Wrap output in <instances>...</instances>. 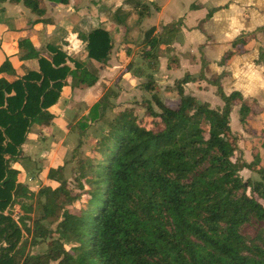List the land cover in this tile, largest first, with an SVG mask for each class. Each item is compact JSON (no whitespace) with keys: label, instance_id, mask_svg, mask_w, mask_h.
<instances>
[{"label":"trees","instance_id":"trees-1","mask_svg":"<svg viewBox=\"0 0 264 264\" xmlns=\"http://www.w3.org/2000/svg\"><path fill=\"white\" fill-rule=\"evenodd\" d=\"M25 3L33 13H42L35 1ZM174 26L162 39L146 38V56L170 42ZM78 37L86 43L82 70L59 48L47 46L41 50L44 56L25 39L19 43V59H34L37 68L11 83L0 78V264H264V237L246 240L240 233L251 219L264 222V167L244 161L235 139L229 141L232 107L239 105L238 120L246 130L257 104L238 92L226 95L218 79L208 82L223 106L212 109L184 94L183 86L196 78L185 75L175 82L174 103L153 93L156 85L149 78L142 87L153 93L144 103L150 127L129 109L119 112L107 123L93 155L78 163V193L68 187L65 165L48 170L55 188L35 192L17 180L12 165L33 124L53 118L50 111L68 78L72 87H91L110 59L114 44L108 32L97 29ZM245 42H233L236 53ZM259 59L264 60L263 51ZM67 62L74 63L73 75ZM1 73H14L8 59L0 65ZM116 96L107 90L89 113L103 119ZM243 170L259 180L243 181ZM82 198L79 210L69 209ZM35 205L40 213L33 218ZM15 206L21 212L13 219ZM42 221L56 223L58 238L45 253L29 254L28 246L50 234L38 230ZM24 234L31 236L30 242Z\"/></svg>","mask_w":264,"mask_h":264},{"label":"crops","instance_id":"crops-1","mask_svg":"<svg viewBox=\"0 0 264 264\" xmlns=\"http://www.w3.org/2000/svg\"><path fill=\"white\" fill-rule=\"evenodd\" d=\"M29 1L40 5V15L31 11L26 0L0 2V58L6 57L14 70L1 73L0 78L11 83L37 68L35 60L19 59L23 53L19 43L25 39L44 56L46 51L41 50L47 46L59 48L81 65L80 70L86 62V43L78 35L87 36L103 29L114 44L110 59L98 71L97 82L91 87H72L69 77L68 85L62 88L50 111L52 114L59 101L70 103L77 95L85 94L91 103H96L104 93H93L95 87L101 88L106 83L110 87L111 78H121L122 85L133 86L146 74L152 76L158 95L167 103H172V97L177 95L175 82L189 75L196 80L183 86L184 94L208 103L212 109L223 106L216 87L208 82L218 79L226 95L238 92L243 99L256 102L260 109H254L252 116L264 112V60L259 59L260 52H264V0H69L66 5ZM172 25L175 30L170 42L160 43L143 59V64L150 66L149 73L140 70L134 73V65L126 69L127 60L136 63L138 53L147 55L150 48L147 37L162 39ZM238 38L246 41L240 46L241 53H236L233 47ZM78 52L77 59L71 56ZM1 60L0 65L4 62ZM67 64L71 71L76 70L73 62ZM200 75L205 79H199ZM237 110L236 104L230 117ZM56 113L61 115L59 110ZM34 127L35 124L22 145V155L12 165L18 171L17 180L32 188L37 182L31 175L33 162L42 165L49 158L48 151L37 157V151L42 149L35 147L38 140ZM257 128L264 130L262 125ZM43 167L40 178H46L45 186L55 188L57 184L47 179L48 170L55 166Z\"/></svg>","mask_w":264,"mask_h":264},{"label":"rangeland","instance_id":"rangeland-1","mask_svg":"<svg viewBox=\"0 0 264 264\" xmlns=\"http://www.w3.org/2000/svg\"><path fill=\"white\" fill-rule=\"evenodd\" d=\"M78 50L81 52V48ZM79 52L75 55L71 54V56L77 59L79 57ZM146 57L147 56L138 53L136 55V63H127L128 60L126 61V69L134 65V73L136 70H140L143 73H149L150 66L147 63L143 64V59ZM0 59L5 61L7 58L5 57ZM84 60L86 61L85 57ZM73 72H75V70L71 71L70 75H73ZM149 78H152V76L146 74L143 79ZM110 83V87L108 86L109 84L106 83L107 85H102L101 88L95 87L93 91V93L101 92L103 94L107 90L111 89L117 94L116 97L110 98L109 105L112 106V108L106 110L103 119L95 117L93 113H89L90 108L95 102L91 103L85 97V94H81L72 99L70 103L59 101L58 106L55 107L56 111H53L54 114L51 120H40L39 122L35 123L34 133L38 140L35 142V147H41L42 149L37 151V157H39L42 151H48L49 158L43 160L44 163H42V165L39 164V161L33 162L35 165L31 166V175L36 179L37 182L33 185L32 190L37 192L40 188L45 186L44 180L46 178H40V172L42 168H44L43 166H45L46 169L49 166L57 167L65 165L64 178L67 181L68 187L71 191H73V193H78V182L75 181L78 163L88 156L93 155V151L97 148L99 140L104 134H106L108 130L107 123L111 122L119 112L129 109L133 112V115L137 117L142 125L145 127H150L151 118L145 114L146 110L144 108V103L146 100H151L153 93L158 94L156 86L155 91L151 93L142 87L140 81H135L133 86L127 84L122 85L121 78L116 77L114 80L111 78ZM176 97L177 95L174 94V97H172L173 101L171 100L172 103H174V101L177 99ZM152 106L155 110H157L153 103ZM255 109L260 108L258 105H256ZM58 110L61 115H56ZM238 115L239 114L237 110L234 116L230 117L231 136L229 141L233 142L235 139V146H237V148H239L241 151L243 159L245 156V161L248 163L256 161L260 166H264V151L260 149V143H262L264 140V130L262 131L257 128L259 125L264 126V112H262L260 115L255 114L250 117L248 123L250 129L246 130L240 125ZM80 132L83 134L80 135ZM237 132H240V135H238ZM32 140L35 141L34 137ZM31 145V147H33V144ZM239 145L241 147H239ZM75 149L76 153L74 154L73 152ZM240 175L243 181L248 178L256 181L259 180V177L250 171H243L240 173ZM84 200L85 199L82 198L80 201L75 203L74 207H70L69 209L79 210L85 203ZM20 212L21 211L19 207L15 206L12 214L13 219H15L17 215L20 214ZM39 213V207L35 205V211L32 214V217L36 218L39 216ZM27 225H31V223L27 222ZM56 227V223H49L48 221L40 222L38 225V230L41 233L49 231L50 234L45 239L38 240L39 243L36 246H28L27 252L34 255L45 253L58 238ZM240 233L246 238V240H250L256 235H261L264 237V222L257 219H251L248 224L241 227ZM25 238H28V242H30L31 236L27 237V235L24 234L23 239ZM66 248H68L67 245ZM50 264L55 263L52 262Z\"/></svg>","mask_w":264,"mask_h":264},{"label":"water","instance_id":"water-1","mask_svg":"<svg viewBox=\"0 0 264 264\" xmlns=\"http://www.w3.org/2000/svg\"><path fill=\"white\" fill-rule=\"evenodd\" d=\"M149 81V79H143L140 81L141 84H146Z\"/></svg>","mask_w":264,"mask_h":264}]
</instances>
